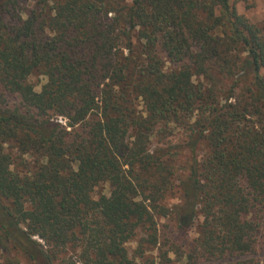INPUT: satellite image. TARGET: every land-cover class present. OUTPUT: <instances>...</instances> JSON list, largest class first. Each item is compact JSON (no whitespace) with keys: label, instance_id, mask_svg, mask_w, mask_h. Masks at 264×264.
<instances>
[{"label":"trees","instance_id":"trees-1","mask_svg":"<svg viewBox=\"0 0 264 264\" xmlns=\"http://www.w3.org/2000/svg\"><path fill=\"white\" fill-rule=\"evenodd\" d=\"M263 70L264 26L231 0H0V258L253 255L264 243ZM173 134L180 142L164 140ZM101 183L109 191L95 198Z\"/></svg>","mask_w":264,"mask_h":264},{"label":"rangeland","instance_id":"rangeland-1","mask_svg":"<svg viewBox=\"0 0 264 264\" xmlns=\"http://www.w3.org/2000/svg\"><path fill=\"white\" fill-rule=\"evenodd\" d=\"M231 3H233L238 12L245 15L250 21L255 22L259 25L264 26V0H231ZM263 76H264V70H263ZM30 81L35 85L36 89H39L41 82L43 81L42 77L38 74H34L30 77ZM140 108V106H138ZM181 135H166V137L164 138V140H167L168 143H176V142H180L181 140ZM155 144L156 145H161V141L160 139H155ZM167 145V143L165 144ZM178 162L181 163L185 160V156L184 154L178 155ZM109 191V186L107 183H101L98 186L95 187L94 189V197L97 198L100 194L102 193H108ZM179 191H177V188H175L173 190V193H170L169 195H167L165 197V204L168 206L173 207L175 204L179 203ZM160 222L165 223L167 225H171L173 224V221L169 220V219H160ZM173 228V227H172ZM175 228V227H174ZM173 228V229H174ZM178 229L175 228V231H172L171 234L175 235V237L179 238L181 237V234L183 233H177ZM187 233H185V236H187V238L189 240L193 239L196 236V232L194 230V228L189 229L188 231H186ZM185 240H182V242ZM186 243V242H184ZM135 246V242L132 241L130 244H128L129 250L132 251V249ZM187 247L182 246L180 247V249L176 252H169L168 256L170 257L171 261L170 262H162V258L161 261H157L156 264H185L184 260L182 259L180 255L181 251L185 250ZM61 250V249H60ZM78 252V250H76ZM72 250L71 248H65L62 249L61 251H58L56 254V258L54 260H52L51 264H70L69 262L72 260H77V252ZM158 251H154L153 252V256L158 255ZM249 257H252L256 260L257 264H264V243L258 245L256 252L251 255V256H233V257H223L220 259H215V260H210V261H204V262H199L198 264H221V263H225V262H231V261H236V260H244L247 259ZM6 258H11L10 260H5ZM77 264L78 261H75ZM0 264H35L32 263L31 261H29L26 257H24L23 255L20 254H5L0 258ZM197 264V263H194Z\"/></svg>","mask_w":264,"mask_h":264}]
</instances>
